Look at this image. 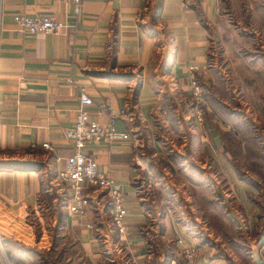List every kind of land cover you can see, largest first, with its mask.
<instances>
[{
  "label": "crops",
  "instance_id": "crops-1",
  "mask_svg": "<svg viewBox=\"0 0 264 264\" xmlns=\"http://www.w3.org/2000/svg\"><path fill=\"white\" fill-rule=\"evenodd\" d=\"M14 13L52 14L64 26L27 33ZM192 76L205 107L193 124ZM80 87L94 102L88 117L105 122L95 101L106 100L123 110L115 127L139 139L82 148L121 185V233L97 190L81 214L68 211L64 190L47 226L38 212L60 183L55 155L71 152L64 130ZM253 110L264 118V0H0V217L13 226L0 232V264H15L2 238L48 250L47 262L20 254L34 264H264V163L243 174L226 146L232 114L246 121ZM235 226L239 249L226 231Z\"/></svg>",
  "mask_w": 264,
  "mask_h": 264
},
{
  "label": "built area",
  "instance_id": "built-area-1",
  "mask_svg": "<svg viewBox=\"0 0 264 264\" xmlns=\"http://www.w3.org/2000/svg\"><path fill=\"white\" fill-rule=\"evenodd\" d=\"M81 0H72L77 7ZM185 1V0H183ZM12 19L18 29L27 33H58L64 23L52 14H25L14 13ZM193 68V65H189ZM191 93L195 108L191 114V123L202 120L204 107L203 88L196 77L190 79ZM94 103L91 97L80 87L77 97L76 113L71 127L64 130V135L71 142V152L67 155H55V160H62V166L56 171V180L59 181L66 191V207L70 213L81 214L87 205L88 199H94L99 191L104 196L103 201L98 204L103 207L104 203L109 204V215L111 222L117 232L124 230L123 195L120 183L107 171L100 170L96 161L83 151V147L88 143L99 141H131L135 147L139 146V139L133 136L130 129H118L115 127V120L123 116V110L114 111L106 100L95 101L97 111L107 116L105 122H99L88 117L87 105ZM43 147H47V142H42ZM135 163L145 166L142 152L136 151L133 157ZM88 185L89 193H84V186ZM97 190V191H96ZM96 191V192H95ZM91 195V196H89ZM103 198V197H102ZM88 227L92 224L88 223ZM184 255L189 261L192 260L194 250L185 248Z\"/></svg>",
  "mask_w": 264,
  "mask_h": 264
},
{
  "label": "rangeland",
  "instance_id": "rangeland-1",
  "mask_svg": "<svg viewBox=\"0 0 264 264\" xmlns=\"http://www.w3.org/2000/svg\"><path fill=\"white\" fill-rule=\"evenodd\" d=\"M235 99H237L238 101V104L236 105L237 107L233 105L236 101ZM235 99L234 101L232 100L230 104H231V107L233 105L234 108L238 109V106L240 105V102H239L240 95L239 97ZM236 116H238L237 119H236ZM243 116L244 115L242 113L241 115L236 112L232 114L233 126L231 125L230 130L226 132L227 134L226 143L228 144L226 146L227 148L231 146L232 161L236 165V167L239 169V172L241 171L243 174L248 173L249 175L252 176L255 173L254 171H256L258 167L260 166V163L258 162V160L264 163V159L261 156L262 155L261 151H263V154H264V150L262 149L263 147L261 148V145H264V122H263L264 118H262L263 120L260 119L261 118V117L259 118L260 115H256L254 110H253V114H245V116H247L248 118L246 121L249 122L250 121L249 119L254 121V123L252 124V123L246 122ZM238 119H239V122L238 123L235 122ZM46 182H49V181L46 180ZM50 185H52L51 190H50L51 192L50 194L46 195V197H43L42 199L43 206L38 210L41 216V219H42V223H43L42 226H47L45 224L48 223V220H45V219L47 218L48 214L50 212L51 213L55 212L56 214H58L61 208L60 206L62 205V193H63L62 191L64 190L63 185L60 183H57L55 180H53L52 184ZM214 196H215L217 204L220 205V207L223 206L221 205L222 203L225 202L223 201V198H222L223 195H220L218 193L217 195H214ZM104 198L105 197H103V199ZM228 198H229L228 201L232 200V202H234L233 194H230ZM28 220L30 221L29 224L33 225L32 227L33 232H37V229L39 228L37 227V224H38L37 215H35V213H32V211L28 212ZM1 221L4 222L5 226L3 225ZM6 223H8V221H4V219L0 217V232L1 231L3 232L12 231L13 226L6 225ZM45 228L47 229L48 227H45ZM229 229L230 230H226V231L227 232L230 231V233L232 234L231 236L233 237L232 240L233 242L236 243L235 247L236 249H239L240 248L239 244H242L243 242V240L239 236L240 230L238 229L237 226L231 227ZM33 248L35 247L33 246ZM47 251L48 250H46L45 248H35L36 255H38L41 260H44L46 262L50 260V257H51V255L48 254Z\"/></svg>",
  "mask_w": 264,
  "mask_h": 264
},
{
  "label": "trees",
  "instance_id": "trees-1",
  "mask_svg": "<svg viewBox=\"0 0 264 264\" xmlns=\"http://www.w3.org/2000/svg\"><path fill=\"white\" fill-rule=\"evenodd\" d=\"M1 235V234H0ZM2 246L4 250L6 251V254L8 255V258L12 260L15 264H34V261L32 262H24L21 258V253H24L27 251L28 253H33L32 251H35L32 247H22V245L18 241L2 238L1 239ZM38 260V259H37Z\"/></svg>",
  "mask_w": 264,
  "mask_h": 264
}]
</instances>
